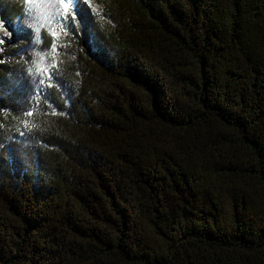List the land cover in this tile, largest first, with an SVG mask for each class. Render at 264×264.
Returning a JSON list of instances; mask_svg holds the SVG:
<instances>
[{
	"label": "trees",
	"instance_id": "1",
	"mask_svg": "<svg viewBox=\"0 0 264 264\" xmlns=\"http://www.w3.org/2000/svg\"><path fill=\"white\" fill-rule=\"evenodd\" d=\"M89 6L0 0V264H264V0Z\"/></svg>",
	"mask_w": 264,
	"mask_h": 264
},
{
	"label": "snow or ice",
	"instance_id": "2",
	"mask_svg": "<svg viewBox=\"0 0 264 264\" xmlns=\"http://www.w3.org/2000/svg\"><path fill=\"white\" fill-rule=\"evenodd\" d=\"M24 3L26 6H28L25 13V19L30 21L36 19L37 17L34 16L33 13L36 12L37 8H44L47 10L46 19L50 24L59 23L62 26L71 27L73 32L76 31L75 24H66V21H74L76 19V14L78 13L79 19L83 21L85 25H87L88 18L91 15L90 6L85 2V0H42V3L40 4H37V0H24ZM39 15L42 16L43 13L41 12ZM0 26H2V21H0ZM21 28L26 29L29 35L34 36V40L30 41L29 45L24 49V51L34 48L36 44L41 42V30L39 27H36L33 30L27 25L22 24ZM50 34L53 38V41L60 35L58 31L51 30ZM33 83L35 84L36 82ZM36 86L39 87L38 84Z\"/></svg>",
	"mask_w": 264,
	"mask_h": 264
},
{
	"label": "rangeland",
	"instance_id": "3",
	"mask_svg": "<svg viewBox=\"0 0 264 264\" xmlns=\"http://www.w3.org/2000/svg\"><path fill=\"white\" fill-rule=\"evenodd\" d=\"M85 1L89 5H91L92 7H97L98 6V0H85ZM39 3H42V0H39L38 4ZM45 12H47V10ZM37 14H38L37 12L33 13L34 16H36ZM43 22L45 23L46 21L44 20V21H42V23ZM41 56L43 58H45L42 54H41ZM39 59L41 60V62L43 61L42 58H39ZM32 74L33 73L28 71L27 75H26V80H25V75L24 76H18L16 78V84H17L18 91L22 92L24 94V96L28 97V98H29V95L31 94L32 88L37 85V79ZM33 82H36V83L34 84ZM13 149H14L13 150L14 152H16V153L20 152L21 153V156L23 157L24 161L27 159L26 155H28V154H26V152H27L26 148H24V147H18V148L14 147ZM15 155H18V154H15Z\"/></svg>",
	"mask_w": 264,
	"mask_h": 264
}]
</instances>
